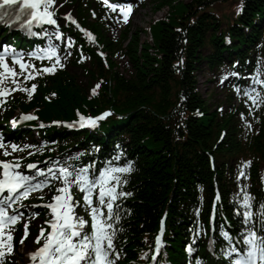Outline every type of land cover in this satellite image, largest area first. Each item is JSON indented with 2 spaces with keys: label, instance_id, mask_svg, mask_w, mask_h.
Listing matches in <instances>:
<instances>
[{
  "label": "trees",
  "instance_id": "trees-1",
  "mask_svg": "<svg viewBox=\"0 0 264 264\" xmlns=\"http://www.w3.org/2000/svg\"><path fill=\"white\" fill-rule=\"evenodd\" d=\"M220 1L152 0L153 7L166 8L167 13L150 25L151 42H140L137 35L130 33L131 39L121 49L122 44L97 29L99 49L107 54L106 63L91 46L90 67L83 68L98 82L95 93L86 95L71 74L61 71L42 82L29 102L15 100L22 111L35 108L39 119L45 122L75 119L78 113L91 115L108 109L122 117L108 118L95 133L68 134L49 126L44 134L51 142L50 151L61 153L71 148L87 149L96 143L102 151L106 144L119 146L125 137L129 139L123 154L134 170L123 186L131 196L122 200L125 214L120 221L123 231L119 233L118 245L124 255L119 264H135L164 211L167 253L170 258L181 253L187 222L199 205L197 193L200 189L210 193L214 178L225 200L222 216L232 222L234 202L227 203L226 199L228 188L234 187L236 173L231 161L252 158L248 182L243 178L238 185L248 187L255 205L264 203L260 176L261 162L264 163V106L251 114L252 132L248 135V130L245 137L240 136L234 119L241 108L228 113L217 108L210 110L196 86V74L203 61L213 69L222 54H235L241 64L252 65L249 53L259 49L255 41L263 36L259 24L264 21V0H243L239 15L218 33L221 19L212 8ZM225 36L236 45L225 46ZM205 48L210 49L206 55L202 54ZM117 53L126 55L131 63L128 75L117 70L112 59ZM46 157L43 154L37 161ZM211 157L213 170L209 165Z\"/></svg>",
  "mask_w": 264,
  "mask_h": 264
},
{
  "label": "snow or ice",
  "instance_id": "snow-or-ice-1",
  "mask_svg": "<svg viewBox=\"0 0 264 264\" xmlns=\"http://www.w3.org/2000/svg\"><path fill=\"white\" fill-rule=\"evenodd\" d=\"M54 4L55 0H0V22L9 26L18 24L19 29L29 37L47 40V47L31 52H23L11 46H0V97L10 94L6 82L15 85L11 91L20 90L31 95L36 85L33 84L31 89L22 87L18 84L17 78L26 72L27 75L24 76L26 81L34 78L33 72L29 71L35 69V65L31 63L33 59L54 60L51 67L43 68V73H54L57 65L63 67L62 59L72 55L70 49L75 41L70 36L65 37L60 31V25L52 10ZM107 7L113 12L119 7L123 20L127 23L134 5L108 3ZM64 19L75 25L82 33L85 32L71 14H66ZM53 27L54 30H50ZM85 35L90 41L94 40L90 32ZM62 39L66 40L64 57L59 54V46L53 43L54 40ZM8 60H11V64ZM17 65L19 72L16 71ZM36 74H39V70H36ZM223 82L222 80L221 83ZM256 85L260 88L257 89ZM237 91L242 92L251 101L252 106H264V68L251 77L250 89L238 88ZM4 102L0 100V103ZM109 115L110 112H105L99 117L80 116L79 121L67 126L73 127L78 123L80 127H95L99 120ZM241 115L243 117V114ZM19 119L35 120L37 117L22 114ZM16 123L14 120V127ZM247 126L251 128V124ZM36 147L31 144L9 145L0 137V150H3L2 154L5 157ZM92 151L98 152L99 149L94 147ZM33 154L30 151L27 153L29 156ZM84 155L86 153L80 152L74 156H67L62 161L49 159L44 162L46 164L44 168L38 167L36 163L22 164L21 161L25 159L23 156L14 157L12 160H0V264H3V258L14 252V236L11 232L6 233L5 229L15 225L25 216L20 210L24 205L20 202L34 192H40L39 198L44 200L48 194L45 189L54 193L51 200L42 205H32V208L42 206L49 210V217L45 223L50 231L41 227L35 239V243L40 246L29 254L31 264H119L124 255L122 248L117 244L119 233L123 231L120 221L125 214L122 200L131 196V192L125 191L123 186L128 183L126 177L134 170L133 164L131 161L122 165L119 163L123 153H117L99 165L95 160L87 164L74 163L80 161ZM250 164V161L242 164L238 180L246 178L245 169ZM77 192L81 195H77ZM219 198L217 196V199ZM254 200L246 186L241 185L239 194L234 196V215L239 218L242 228L235 235L224 226L220 228V236L224 243L219 254L227 264H264V203L259 205L257 211ZM78 209H83L85 215H80ZM38 215L36 212L29 213L30 218ZM27 235L28 223H25V237L21 239V244ZM155 245L153 264H156L160 251L159 234L155 238ZM186 251L191 254L193 249L188 246ZM146 256L147 253H144L141 258ZM195 264L201 262L196 260Z\"/></svg>",
  "mask_w": 264,
  "mask_h": 264
},
{
  "label": "rangeland",
  "instance_id": "rangeland-1",
  "mask_svg": "<svg viewBox=\"0 0 264 264\" xmlns=\"http://www.w3.org/2000/svg\"><path fill=\"white\" fill-rule=\"evenodd\" d=\"M180 1L185 3L189 2V0ZM232 1L227 3L225 6H217L215 11L218 13H222V21L224 20V17H228L229 19V15L233 12L235 4H237L236 2H240V0ZM151 3L152 1L147 2L146 6L138 12V14L133 18L131 25L128 27L127 31L124 28H118L114 29L112 34L110 33L111 36L116 38V41L122 44L121 49H124V46L131 39L130 33H134L135 35H137L140 42H151L149 36L150 25L162 19L167 13L166 8L157 10L158 8H155V6L153 7ZM63 9L66 11L65 8ZM70 12L72 15H75V8L72 7ZM63 14L65 13L63 12ZM259 25L260 28L264 30V21ZM223 26V23L222 26H219V32L221 29H223ZM104 36L108 35H106L105 33ZM122 36L125 37L123 38ZM202 52V54L206 55L210 52V49L205 48ZM225 57L226 55L222 54L221 59L225 61ZM112 59L117 64V70H119L122 74L128 75L131 72V63L129 62L126 55L117 53ZM227 62L229 63L230 61ZM88 64L89 61L83 65L84 68L88 67ZM68 72L74 77V80L77 82V84L85 90L86 95H88L89 93H93V89H96L97 81L93 77H90L89 75L84 73L82 67L71 66L68 68ZM224 73L225 71L219 73H216L214 70L211 71L207 68L205 62H202L201 68L196 74V86L201 94V97L207 101V106L210 110L220 107V110L222 112H226L229 109V104L226 102L225 98L226 91L224 90L223 83H220V79ZM60 157L63 156L58 155L59 159ZM64 158L66 157L64 156Z\"/></svg>",
  "mask_w": 264,
  "mask_h": 264
},
{
  "label": "bare ground",
  "instance_id": "bare-ground-1",
  "mask_svg": "<svg viewBox=\"0 0 264 264\" xmlns=\"http://www.w3.org/2000/svg\"><path fill=\"white\" fill-rule=\"evenodd\" d=\"M85 147H87V146H85ZM124 150H127V146L126 145H122L121 146Z\"/></svg>",
  "mask_w": 264,
  "mask_h": 264
}]
</instances>
